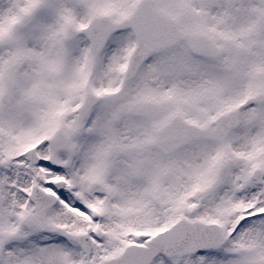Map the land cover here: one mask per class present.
<instances>
[{
	"label": "snow or ice",
	"instance_id": "6c2138e0",
	"mask_svg": "<svg viewBox=\"0 0 264 264\" xmlns=\"http://www.w3.org/2000/svg\"><path fill=\"white\" fill-rule=\"evenodd\" d=\"M0 264H264V0H0Z\"/></svg>",
	"mask_w": 264,
	"mask_h": 264
}]
</instances>
